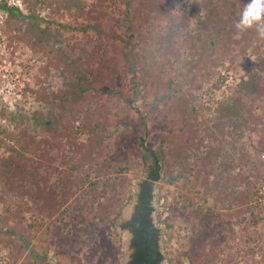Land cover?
I'll return each instance as SVG.
<instances>
[{"label":"rangeland","instance_id":"1","mask_svg":"<svg viewBox=\"0 0 264 264\" xmlns=\"http://www.w3.org/2000/svg\"><path fill=\"white\" fill-rule=\"evenodd\" d=\"M0 1L50 42L0 10V132L22 131L13 112L56 119L27 123V169L0 179V264H124L142 138L161 160L163 264H264V39L235 27L250 0ZM85 70L66 103L68 72Z\"/></svg>","mask_w":264,"mask_h":264},{"label":"trees","instance_id":"2","mask_svg":"<svg viewBox=\"0 0 264 264\" xmlns=\"http://www.w3.org/2000/svg\"><path fill=\"white\" fill-rule=\"evenodd\" d=\"M25 1L29 4L31 3L30 0ZM0 10L6 13L7 17L9 18L7 20V24H12L11 20L16 21L17 23L18 21L21 22L20 28L15 27L16 30H14L13 28V31H15L16 33H21L24 31L25 34H29L32 38L31 45H33L35 48L39 49L43 48L44 45H49L50 42H45L47 29L42 27V24L39 21V17L37 18V16H35V13L28 16L24 15L19 10V8L11 6L6 1H0ZM24 22H28L29 24H26V27H24ZM17 35L18 37H20L19 34H16V36ZM87 73V70L83 71L82 73L78 72L79 77H76L75 75L73 76V73L68 72L67 80L69 82L66 84L67 90L66 92L64 91L62 93L65 94L64 96L66 97V103L71 99V95H74L76 93L74 92L73 88L77 87L78 83H82L84 81V76H86ZM77 94H79L80 96L81 91ZM54 95V97L57 98L56 94ZM50 114L51 112L45 113L38 110L33 111L30 116H23L18 114L17 112L11 113L10 121L12 123H15L17 128L21 125H23L24 127L22 128V131L19 132L16 138H13V134H10L11 136H6L5 130H1L0 132V141H2L3 139L13 138L15 140V143L17 142L18 145L17 147L16 145L10 146L13 156H11L10 160H3V168H0V179L4 177V179L7 180L10 179L12 175H18L19 177V175L24 174L25 169H27V162L24 158L28 153H31V147H33V143L35 142V140L34 142L31 140L33 136L29 134V126L27 125V123L29 124V122L32 120L35 123V126L41 129H51L56 119ZM139 144L145 152L144 155H142V160L147 167V178L138 184V190L136 193L137 201L133 216L129 221L123 223L121 225V228L123 230L129 229L133 235L131 244L133 254L132 259L128 264H160V262L164 259V256L161 253L160 249L161 230L160 228L155 226L154 223L153 213L155 212V208L152 205V200L154 198V182L159 181L162 175V166L160 164L161 160L158 156V153L152 150L151 147L146 145L145 138L140 139ZM15 156H18L17 159L19 160H16V158H14ZM161 218L162 214H157L158 222L163 221L167 223L169 220V218H165L163 220ZM33 254V264H50L49 262H40V255L35 252H33ZM169 264L174 263L169 259ZM176 264H182V260L178 259V262H176Z\"/></svg>","mask_w":264,"mask_h":264},{"label":"clouds","instance_id":"3","mask_svg":"<svg viewBox=\"0 0 264 264\" xmlns=\"http://www.w3.org/2000/svg\"><path fill=\"white\" fill-rule=\"evenodd\" d=\"M235 27L240 32L255 27L259 38L264 39V0H250Z\"/></svg>","mask_w":264,"mask_h":264},{"label":"flooded vegetation","instance_id":"4","mask_svg":"<svg viewBox=\"0 0 264 264\" xmlns=\"http://www.w3.org/2000/svg\"><path fill=\"white\" fill-rule=\"evenodd\" d=\"M133 216V215H132ZM132 216H131V218H132ZM130 218V219H131ZM130 219H128V220H126L125 222H122L121 223V225L123 224V223H126L127 221H129ZM124 230H126V231H128L129 232V234H130V255H129V259H128V262L126 263V264H128L130 261H131V259H132V254H133V249H132V246H131V244H132V238H133V235H132V233H131V231L129 230V229H124ZM162 253V252H161ZM163 262H164V259L160 262V264H163Z\"/></svg>","mask_w":264,"mask_h":264},{"label":"built area","instance_id":"5","mask_svg":"<svg viewBox=\"0 0 264 264\" xmlns=\"http://www.w3.org/2000/svg\"><path fill=\"white\" fill-rule=\"evenodd\" d=\"M262 159L264 161V154H262ZM260 203L264 206V190L261 192V198L259 199Z\"/></svg>","mask_w":264,"mask_h":264},{"label":"water","instance_id":"6","mask_svg":"<svg viewBox=\"0 0 264 264\" xmlns=\"http://www.w3.org/2000/svg\"><path fill=\"white\" fill-rule=\"evenodd\" d=\"M127 262H128V260H125V261H124V264H126Z\"/></svg>","mask_w":264,"mask_h":264}]
</instances>
